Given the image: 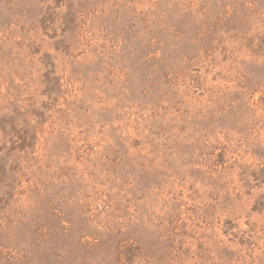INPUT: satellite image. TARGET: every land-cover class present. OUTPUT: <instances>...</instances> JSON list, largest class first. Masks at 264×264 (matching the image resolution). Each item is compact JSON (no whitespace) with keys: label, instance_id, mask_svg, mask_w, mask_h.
Returning <instances> with one entry per match:
<instances>
[{"label":"rangeland","instance_id":"obj_1","mask_svg":"<svg viewBox=\"0 0 264 264\" xmlns=\"http://www.w3.org/2000/svg\"><path fill=\"white\" fill-rule=\"evenodd\" d=\"M0 264H264V0H0Z\"/></svg>","mask_w":264,"mask_h":264}]
</instances>
